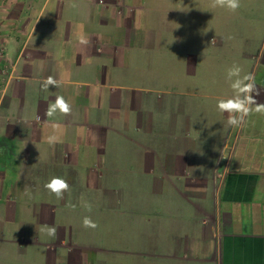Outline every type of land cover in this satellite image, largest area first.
<instances>
[{"label":"crops","instance_id":"1","mask_svg":"<svg viewBox=\"0 0 264 264\" xmlns=\"http://www.w3.org/2000/svg\"><path fill=\"white\" fill-rule=\"evenodd\" d=\"M211 10L0 0V264H264V114L230 127L217 107L235 95L226 62L264 103V19L237 14L213 39ZM57 96L71 113L48 117Z\"/></svg>","mask_w":264,"mask_h":264},{"label":"clouds","instance_id":"2","mask_svg":"<svg viewBox=\"0 0 264 264\" xmlns=\"http://www.w3.org/2000/svg\"><path fill=\"white\" fill-rule=\"evenodd\" d=\"M240 0H212V7H226L227 9L235 12L240 8ZM241 69L238 66H233L228 71V78L237 77L231 87L235 95L229 99L219 100L217 107L221 112L228 113L227 125L230 127H238L245 122V118L252 112L264 114V103H260L255 98L261 95L255 83L254 74L248 73L240 78ZM49 86H58L57 81L53 77H48L42 87L47 89ZM57 112L65 116L71 113V105L65 100L63 96H57L55 101L49 105L46 110V116L51 117ZM56 135H50L47 138V143L54 146L58 142ZM222 158H224L222 156ZM44 187L53 194L57 199H63L64 194L70 190L68 182L59 176H53ZM27 194V189L25 190ZM90 208V206H89ZM83 227L95 229L98 227L97 223L91 217H84L82 221ZM47 234L50 237H55L57 229L55 226L47 227Z\"/></svg>","mask_w":264,"mask_h":264},{"label":"rangeland","instance_id":"3","mask_svg":"<svg viewBox=\"0 0 264 264\" xmlns=\"http://www.w3.org/2000/svg\"><path fill=\"white\" fill-rule=\"evenodd\" d=\"M198 1V0H197ZM240 8L237 9L235 12L227 9L226 7H212V15L211 17L206 20V18H204L206 20V24L208 22V26L211 28V31L208 32V34L214 39V37L216 36L215 35V32H216V28L217 27H221V26H226V28L229 30V33H230V30L231 31H234L235 30V25H236V21L237 19H235L233 16L237 15L238 14V18L239 16L241 15H244V18L247 19V20H253L255 21L258 18L260 19H264V0H240ZM205 10H206V7H204ZM243 18V17H242ZM199 22H203V17L198 19ZM196 22L195 21H191V19H189L188 16H186V14H181L180 16V25L182 27H188L190 28L191 30H193V27L196 26ZM245 24H246V21H245ZM199 30V28H198ZM227 35V37H233L231 34V36ZM186 44L188 46V41H186ZM182 49L179 50V52L181 51ZM189 51V49H186ZM235 53H237V51H232V52H229L227 53L226 55V61H234L235 60ZM226 65L227 66H224V70L227 71V74H228V71L229 69H231L232 67H230V63L228 64L226 62ZM219 67L218 66H215L214 69H215V72H217ZM212 69V70H214ZM250 73V69H248L247 67V70H245L244 74H248ZM186 68L185 67H181V66H174V70L171 69V76L172 77H184L186 79ZM190 85V84H188Z\"/></svg>","mask_w":264,"mask_h":264}]
</instances>
